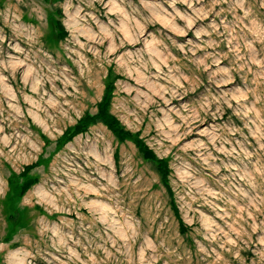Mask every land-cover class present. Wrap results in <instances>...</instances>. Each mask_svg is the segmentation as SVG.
<instances>
[{
  "label": "rangeland",
  "instance_id": "obj_1",
  "mask_svg": "<svg viewBox=\"0 0 264 264\" xmlns=\"http://www.w3.org/2000/svg\"><path fill=\"white\" fill-rule=\"evenodd\" d=\"M0 264H264V0H0Z\"/></svg>",
  "mask_w": 264,
  "mask_h": 264
},
{
  "label": "trees",
  "instance_id": "obj_2",
  "mask_svg": "<svg viewBox=\"0 0 264 264\" xmlns=\"http://www.w3.org/2000/svg\"><path fill=\"white\" fill-rule=\"evenodd\" d=\"M56 26L58 28L59 37H62L63 36L62 25L60 23H57ZM106 83H107V86L104 89L103 95H101V100L97 104V108H96L97 112L95 114H89V113L84 114L77 122H75L76 124L72 128L65 129V131H63V133L58 136L59 137L58 146L70 140L73 137V135L81 131H84L91 123H93V121L99 120L100 122H103V124L107 128H109L114 134H116V136L119 139L121 140L125 138L131 139L135 143V146H137V149L139 153L142 155V158L147 159V160H152L155 163V171L158 172L161 178V181H162L161 183L164 184L166 187L168 184V178H167L168 168H167L166 161L164 159L157 158L152 152V150L149 149L147 146H145L143 142H141V140L138 138L137 135L130 133L124 130L122 127H120L118 121H116L117 119L115 118L113 114L109 112V109H108L110 97H111L110 95L112 92V86H111L110 81ZM35 166H36V163H32V164L24 166L23 170L18 175L19 177H23V180L21 182L9 181L8 190L10 191V196H9L8 203H9V207L11 210H13L14 198L16 199V197H20L27 190V188L30 187L36 181V178L28 175V172L31 169H33V167ZM168 194H169V191H168ZM171 209H173V212L176 216L178 214L177 210L174 207ZM15 213L16 211L14 210L11 216L12 222H16V216L14 217ZM176 217L178 219L177 221H178L180 230L184 231L186 229V226L181 221L178 215Z\"/></svg>",
  "mask_w": 264,
  "mask_h": 264
}]
</instances>
